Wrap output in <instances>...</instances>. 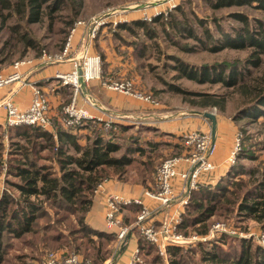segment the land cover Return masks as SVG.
<instances>
[{"label": "trees", "instance_id": "1", "mask_svg": "<svg viewBox=\"0 0 264 264\" xmlns=\"http://www.w3.org/2000/svg\"><path fill=\"white\" fill-rule=\"evenodd\" d=\"M67 1L70 2L69 5ZM240 1L242 0H230L229 3ZM209 2L221 5L228 0ZM62 6L74 9L71 19L65 22L70 25L79 14L80 0H0V63L10 61V55L18 44L22 43L25 49L32 47L33 39L27 25L47 20L49 28H52V13ZM257 8L264 11V0H259ZM230 17L240 21V26L230 25V28L223 29L218 22L220 38L215 37L204 26L202 32L205 40L201 39V33L192 24L182 23L177 19L167 21L168 27L174 32L163 28L164 23L161 25L172 43L177 42L175 36L178 34L193 38L201 49L210 51L248 47L250 50L245 59L213 65L205 63L196 67L173 56L175 64L172 66L182 76L220 83L225 88L216 93L196 92L199 100L193 102V105L214 106L219 111H225L228 101L232 100L235 107L241 109L239 115L233 116L235 119L244 113L250 117L260 116L264 120V23L251 25L247 16L239 13ZM13 18L15 20L11 21ZM152 21H157V17ZM134 23L148 37L152 34L147 22L136 20ZM122 27L131 30L130 26ZM194 48L195 46H187L186 50ZM25 49L20 55L25 54ZM98 123L87 122L74 127H62L57 122L55 137L51 130L36 125H7L3 128L0 124V173L4 163L2 134H7L8 129L16 128L14 135L20 134L25 141L11 142L8 152L7 174L17 180L7 178L6 183L16 189L17 196L6 189L0 196V264H26L21 255L10 254V249L20 248L10 242V239H22L20 242L26 241L30 251H39L40 248V253L65 245L71 249L68 252H81L83 258L89 259L92 264H103L112 254L116 230L94 228L87 220V214L93 205L94 188L98 182L108 178L144 184L148 173L151 175V170L155 167L154 157L161 156L162 153L156 150L159 142L148 140V146L136 144L133 149L136 156H131L127 151L117 155L120 146L106 136L113 131L105 132L102 128L106 125V120ZM25 127L29 130L25 131ZM83 127L89 132L83 135L81 141L77 129ZM120 129L123 130L124 127L120 126ZM135 137L133 135L130 140L137 142ZM181 144L179 142L173 146L179 151ZM237 157L259 160L257 154L243 146ZM234 167L238 171L236 173H239L237 178L232 179L237 175L235 172L222 175L214 185H200L191 192L177 225L179 230L183 229L187 234L186 229L195 226L196 232L206 234L211 224L209 220L226 212L235 213L242 220H255L264 233V172H260L258 166L248 167L242 163ZM129 169H134L135 172L131 174ZM139 209L137 204L125 206L122 223H131ZM125 241L126 236L119 248L125 245ZM223 241L225 240L222 239ZM202 246V242H198L196 246L201 250L202 264H264V248L251 239L243 238L237 242V252L234 254L225 252L218 244H212L209 249ZM137 247L139 260L142 251L145 255L152 253L142 264H161V254L157 247L138 234ZM182 251L181 245H170L166 251L169 264H182Z\"/></svg>", "mask_w": 264, "mask_h": 264}, {"label": "rangeland", "instance_id": "2", "mask_svg": "<svg viewBox=\"0 0 264 264\" xmlns=\"http://www.w3.org/2000/svg\"><path fill=\"white\" fill-rule=\"evenodd\" d=\"M211 1L215 2V0ZM80 2L81 7L79 14L73 19V22L77 19H81L85 22V24L79 26L77 30L80 27L86 30L81 32V37H79V39L76 40L75 35L71 38L72 45L70 50H72V53L78 54L75 58H78L79 61L88 55L99 56L101 62V77L106 62L109 63L112 58L113 62H117V70L114 76L109 77L110 74H106V77L102 78L103 86L113 90L114 92L148 103L153 107L151 111L148 112H152V114L156 116V118L142 117L141 114L144 112V109L134 111L132 114H119L116 113L117 111L110 114L111 116L109 117V120L114 119L119 122V124H122L123 126L126 125L123 130H121L116 123L112 125L109 124L108 122L110 121H108L106 125L102 126L105 132L113 131L107 135H110V137L113 135L116 136V138L114 140L112 139V141L117 143L120 146V149L118 150V154H115L119 155L120 153L127 151L131 154V156H136V153H134L133 150L136 144L139 143L143 146H148L146 143L148 140L159 141L160 145L157 146L156 150L158 153H162L164 146H166L165 144L168 142L166 140H172L174 138V135H171L172 131H168V128L170 127L164 126L168 125V123L171 122V119L181 118L182 120L183 118L190 116H203L202 112H211L214 114L216 119L226 120L230 123L232 122V124L228 126L224 122V125L227 127L224 126V130L220 132L223 139H227V141L229 139V148L227 150V155L224 158V165L227 166V172L224 176L238 172L234 166L240 163L248 167L256 166L255 168H257L258 166L260 167V172H264L263 118L260 116L250 117L243 113L242 116L235 119L233 116L239 115L241 113V109H237L235 107L236 104L233 103L232 100L228 101L225 111H219L214 106L193 105V102L199 100V97L195 95L196 92L207 91L216 93L224 91L225 88L222 87L220 83H211L209 81L203 82L199 81L200 78L192 79L187 76H182L180 73L175 71L172 66L175 64L172 59L173 56L186 60L188 63L192 64V66L200 67L205 63L207 65H213L221 64V62L224 61L243 60L246 58L250 49L248 47L243 49L223 48L220 50L210 51L207 49H201L193 38L180 36L178 34L175 36L177 42L172 43V39H169L167 32L162 29L161 25V23H164L165 27L163 28H166L168 32H174L173 29L168 27L167 21L177 19L182 23L192 24L194 29L201 33L202 40L206 39L203 37L202 32V28L204 26H207L215 37L220 38L217 26L218 22L223 29L230 28V25L240 26V21L230 17L231 15L237 13L245 15L251 25L259 24L260 22L264 23V11L257 8L259 0H242L240 3H229L230 0H228L226 4L221 5L212 4L209 0H80ZM69 4L70 2L67 1V5ZM73 11L74 9H71L69 6H62L60 9L54 11L52 13L54 17V25L52 28H49L50 25L47 24V20L27 25L30 29V36L33 39V46L25 49V46L22 47V43L18 44L13 50V53L10 55V61L8 62L22 58H36L40 56L42 51L50 54L58 52L60 47L63 45L70 26L73 24V22L70 25L65 24V22L71 19ZM146 16H150L153 20L157 17V21L153 22L152 20L146 19ZM99 17L105 18L106 21L98 26L93 37L90 39V29L95 26L93 18ZM14 20V18L11 19V21ZM136 20L148 23L152 32L149 37L144 33V30L141 27L135 25L134 21ZM198 20H202L203 22ZM122 26H130L131 30L124 29ZM87 35L90 40L87 39ZM1 40L2 39L0 38V46L2 42ZM102 41H105L104 46L101 45ZM207 41L212 45L210 40ZM187 46H195L196 49L186 50ZM23 49H25V54L20 55V52ZM69 54L70 51L68 53V56L70 57L71 54ZM227 67L229 68V66ZM110 72L113 73V69H111L109 73ZM129 79L133 82V89L136 92L140 93L142 96L150 94L155 98L157 103H149L139 95L135 96L128 94L122 90L120 91V89H114L111 85L112 83L119 84L120 81ZM59 113L61 114V110ZM139 115L141 118L138 117ZM206 121L211 126L210 129H193L210 133L215 143V150L210 156L213 169L205 174L214 170L215 163L212 158L218 149V141L214 136L215 128L214 130L212 129L211 121L208 118H206ZM216 121L217 120H215V122ZM142 124H146V126L149 127H145ZM2 126L3 128H6L7 125L4 123ZM138 127L142 129L139 130ZM26 130L28 131L29 129L25 127V131ZM15 132L16 128H12L8 129L7 134H2L4 146L2 157L4 163L0 173V196L4 193L5 189L7 192L9 191V193L17 196L16 189L6 183L7 178L14 181L17 180L15 177L7 174V167L9 165V163H7L9 158L8 152L11 148V142H25L21 138L20 134L14 135ZM87 132L89 131H85L83 129L82 133H80L82 139L83 135ZM186 132L189 131H185L177 137L179 142H181V140L183 142V134ZM238 134L241 146L240 150L242 149V146L243 148L249 149L257 154L259 160H251L244 157L238 158L237 156L240 150L234 157H231V152L237 141ZM133 135L136 136L135 138H137V142L130 140V137H133ZM173 153L179 154L173 151L168 154L163 153L161 156L154 157L153 163L155 167L153 168V171L151 170V175L150 172L148 173L149 175L147 174L148 179L143 184L144 189L152 188L154 186L155 175L161 161L165 156ZM129 170L131 174L135 172L134 169ZM236 174L237 175L232 177V179L237 178L239 173ZM241 175L243 177L246 176L245 174ZM255 176H257V174ZM217 181L218 179L216 182ZM216 182L211 185H214ZM192 191L193 190H191V192ZM183 193L185 196V192H179L178 197L176 198H182ZM175 206L176 204L174 202L170 206L163 208L161 211L162 216L168 214L167 212L169 210L174 211ZM44 217H47V215ZM209 221L211 224L208 227L206 234H199L196 232L197 227L195 226L187 228V234L184 233L183 229L179 230L178 227L176 228V232L181 235L179 241L180 243H178V245L183 247L181 255L182 264H202L200 261L201 250L196 248L198 242H202V247L207 249L211 248L212 244H218L229 254L237 252V242L243 238L251 239L253 242L264 248V233L260 228L259 223L255 220H242L237 217L235 213L223 212L220 215L212 217ZM103 225V220L100 223L95 224L97 227H103ZM133 227L137 229L135 225ZM223 228L225 229L223 230ZM137 234L140 237L139 232ZM222 239L225 241L222 242ZM7 240L9 241V238H7ZM20 240L10 239V242L17 244L20 247L19 249L16 248L17 250L14 248L10 249V254L21 255L22 260L26 262V264H43L46 253H40L39 251L42 250L40 248H38L39 251H30L26 241L20 242ZM190 249H193V252H190ZM52 250L61 253L63 252L65 254L71 253L68 252L71 250L70 247H66L65 245ZM119 250L120 249H118V251L112 250V254L108 258L110 260L107 262L105 261L103 264H111V262H114L119 255ZM75 254H78L83 258L81 252ZM151 256L152 253L150 255H145L142 251V255H140V260L137 264H142ZM169 260L167 252L165 255H161V264H169Z\"/></svg>", "mask_w": 264, "mask_h": 264}, {"label": "built area", "instance_id": "3", "mask_svg": "<svg viewBox=\"0 0 264 264\" xmlns=\"http://www.w3.org/2000/svg\"><path fill=\"white\" fill-rule=\"evenodd\" d=\"M172 1V0H171ZM146 19L152 20L150 16ZM105 18H93L95 26L90 29V39L93 37L95 30L99 25L104 23ZM85 22L77 19L70 26L63 45L58 52L54 54L42 51L39 56L40 62H50L61 60L68 56L77 28L84 25ZM89 39V40H90ZM74 66L67 72H59L55 78L63 85H68L71 89V97L69 101L61 108V114L55 117L50 113V103L47 96L43 93L40 86L32 84V96L29 104L25 108H20L10 96H4L0 100V106L5 110L4 123L10 126L16 125H36L51 130L55 137V127L58 122L62 127H74L87 122L98 123L101 118L93 116L86 107L78 104L77 97L81 92L80 77L84 82L92 78L101 77V62L99 56L88 55L82 60L74 58ZM29 59L22 58L12 63L11 72L4 73L0 70V89L10 82L20 80L21 74L19 66L28 62ZM81 62V63H79ZM81 70V73H79ZM105 85V82H104ZM114 89H120L131 95H139L149 103H157L155 98L148 94L142 96L133 88V82L129 80L120 81V83L111 84ZM91 103V102H90ZM108 122V121H107ZM107 124V123H106ZM183 142L185 152L173 154L165 157L155 175L154 186L144 189V196L151 199L157 204V207H168L175 202L177 192L175 190V180L181 184V188L185 191V196L181 199L180 204L183 206L187 203L191 190L197 189L200 184V177L206 172L213 169L210 156L215 150V143L211 134L201 130H191L183 134ZM239 134L231 157H234L240 150ZM106 179L97 183L93 193H98L104 189ZM137 204L140 206L136 214L134 225L137 227L140 236L146 241L154 244L161 255H165L170 245L180 243L181 235L176 232L178 223L181 220L183 208L166 214L159 223L153 218L154 209L146 205L140 197L128 196L120 192L104 193V219L107 228L116 230L115 250L121 246V242L130 229V225L122 223L121 212L125 206ZM182 207V206H181ZM218 225V224H217ZM225 228H223L224 230ZM138 247L135 248L132 259L129 264H135L139 260ZM110 259H106L107 262ZM104 261V263H105ZM43 264H92L90 260L82 258L75 253H61L58 251H50L46 253Z\"/></svg>", "mask_w": 264, "mask_h": 264}, {"label": "crops", "instance_id": "4", "mask_svg": "<svg viewBox=\"0 0 264 264\" xmlns=\"http://www.w3.org/2000/svg\"><path fill=\"white\" fill-rule=\"evenodd\" d=\"M84 30L86 29L82 27H80L77 30L75 34L76 40L79 39V37H81L80 34ZM87 39L89 40L88 35H87ZM101 45L104 46L105 41H102ZM71 53L72 50H70V54ZM77 56H78L77 53H72L70 57L67 56L62 58L61 60H57V61L55 60L44 63L40 62L39 56L36 58H30L28 62L21 64L18 68L21 74V79L10 82L9 84H7L6 86L0 89V100L4 96H10L11 99L16 104H18L20 108H25L31 100V96H32L31 85L36 84L41 87L43 93L48 98V101L50 103V113L54 116V118L59 116V112L62 106L66 104L71 97V89L68 85L61 84L60 81L55 78V76L59 72H67L71 70L74 66L73 59ZM112 60L113 59L111 58L109 63L106 62L105 68L102 73V77L97 79H91L85 82L84 90L81 89V92L77 97L79 105L86 107L93 116L101 118V121L107 120L110 121L111 124L116 123L118 124L119 127L121 126L124 128L126 127V125L123 126L114 119L109 120V117L111 116L110 114H113L115 111H117L116 113L119 114H124V113L132 114V112L134 111L144 109L143 110L144 112H142L141 114L142 117L156 118V116H154L152 112H148L151 111V109L153 108L148 103L141 100H137L130 96H125L124 94L121 93L114 92L113 90H110L107 87L103 86L102 78L106 77V74L107 75L110 74L109 77L114 76L117 70V66H116L117 62L116 61L113 62ZM13 62L14 61L8 63L6 62L0 63V70L4 73L11 72ZM111 69H113V73L112 72L109 73ZM138 117L141 118L140 115ZM180 117H184V116H180ZM204 118H205L204 116H198V115L185 117L182 120L181 118H173L171 119V122L168 123V125H164L166 127H170L168 128L169 129L168 131L169 132L172 131L171 135H174V138L172 140H166L168 142L165 144L166 146H164V149L162 150V154L163 153L168 154L173 151L174 152L176 151L177 153L185 152L186 148L182 140L180 142L182 144L179 151H177L174 148L173 144L179 143L177 137L185 131H190L193 129H204V130L210 129L211 126L206 121V118L205 119ZM4 119H5V110L0 106V124H4ZM216 120L217 121H216L214 136L215 139L218 141V149L212 158L213 162L215 163V168L210 173H207L205 175L203 174L200 177L199 180L201 181L200 182L201 185H211L227 172V168H226L227 166L224 165L225 164L224 158L226 157L227 150L229 148L228 145L229 139L228 141L227 139L226 140L223 139L220 135V132H222V130H224L223 127L226 126L224 125V122L227 124V126L231 125L232 122L230 123L227 122L226 120H219V119ZM144 126L149 127L146 126V124ZM83 129L85 131L87 130L86 128L83 127L77 129V132L80 134L82 133ZM140 129L142 128H139V130ZM106 136L110 137V135H106ZM111 138L114 140L116 136L114 135V137ZM81 141H83L82 138ZM175 190L177 192V197L179 192H185L183 188H181V184L178 180H175ZM143 191H144V186L141 183H127L113 178L106 179L104 182V189L98 193H94L93 205L87 214L88 222L94 228L97 229L115 230L114 228L109 229L105 225L104 193L120 192L128 196L140 197L146 205L154 209L153 218L155 222L159 223V221L163 219L162 217L165 216V215L162 216L161 213L163 207H157V204L155 202H153L148 197L144 196ZM183 197H184V193H183ZM182 198H178V199L176 198L175 200L176 206L174 207V210L181 209L182 207L184 208V206L180 204ZM126 210L123 209L121 212L122 221H123V213ZM167 213H172V211L169 210ZM102 220L104 223L103 227L95 226V224L100 223ZM134 220L132 221L133 223ZM132 222L128 224L130 225V229L126 234L125 245L122 248H119L120 249L119 255L117 259L114 260V262H111V264H129V262L131 261L132 254L135 248L137 247V229L133 227L134 224Z\"/></svg>", "mask_w": 264, "mask_h": 264}, {"label": "water", "instance_id": "5", "mask_svg": "<svg viewBox=\"0 0 264 264\" xmlns=\"http://www.w3.org/2000/svg\"><path fill=\"white\" fill-rule=\"evenodd\" d=\"M79 73H81V70H79ZM80 85H81V89L84 90V86H85V82L84 80L80 77ZM202 115L206 118H208L210 121H211V124H212V129L214 130L215 128V120H216V117L214 116L213 113L211 112H202ZM123 247V246H122Z\"/></svg>", "mask_w": 264, "mask_h": 264}]
</instances>
